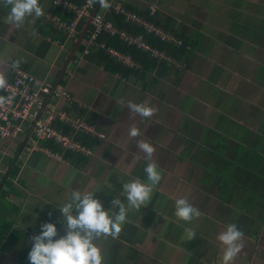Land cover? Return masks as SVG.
Instances as JSON below:
<instances>
[{
    "label": "crops",
    "instance_id": "crops-1",
    "mask_svg": "<svg viewBox=\"0 0 264 264\" xmlns=\"http://www.w3.org/2000/svg\"><path fill=\"white\" fill-rule=\"evenodd\" d=\"M53 1L40 0L44 15L14 29L3 22L10 7L0 0V61L20 60L16 69L41 81L58 79L105 137L89 141L92 155L65 154L68 162L28 152L25 136L0 137V264H30V238L45 222L56 223L57 238L66 234L57 208L71 191H97L107 210L115 197L126 203L123 182H147L144 153L127 137L133 123L154 146L162 179L147 206L128 212L118 237L96 241L104 264H223L216 237L232 223L244 233L233 264H264V0H109L136 13L154 8V24L181 43L153 36L175 48L185 40L187 55L178 58L144 40L148 49L131 45L156 58L152 69L118 50L128 60L102 54V36L90 40V26L68 60L88 18L63 40L48 21L59 12ZM104 56L125 70L107 68ZM129 100L157 111L130 119ZM120 155L140 157L130 174L117 164ZM185 196L201 212L191 223L174 215ZM187 228L196 236L182 241Z\"/></svg>",
    "mask_w": 264,
    "mask_h": 264
},
{
    "label": "clouds",
    "instance_id": "clouds-1",
    "mask_svg": "<svg viewBox=\"0 0 264 264\" xmlns=\"http://www.w3.org/2000/svg\"><path fill=\"white\" fill-rule=\"evenodd\" d=\"M89 3H98L103 9L111 7L109 0H89ZM6 7H10L6 19L3 21L9 28L19 29L24 25L27 17H32L31 23L44 15L40 0H3ZM4 67L0 69V90H5L7 85V70L19 67L20 60H11L10 63L0 61ZM13 97L0 96V103ZM130 110V119L137 115L142 119L151 118L157 109L147 100L136 103L131 100L125 105ZM127 137L135 141L136 147L144 153L147 161L144 167L146 180L135 177L123 182L121 194L125 196L126 203L119 197L111 201V208L105 209L101 200L94 194L97 191L73 190L66 197V201L57 209L60 212L66 234L58 237L56 223L45 222L40 225L39 234L33 235L32 247L28 253L30 264H104L101 248L96 241L101 238H116L122 231L130 210L140 211L147 206L152 198L153 189L162 179L158 165L153 159L154 146L143 138L140 129L133 123L127 128ZM140 159L134 156L128 161L126 155H120L117 164L123 165L130 174L135 163ZM174 215L178 220L191 223L201 216L200 210L191 204L188 198L181 197L174 202ZM118 208V212L112 209ZM196 236V231L185 229L182 241H190ZM244 233L235 223L228 224L216 239L221 242L223 264H233L235 258L243 249Z\"/></svg>",
    "mask_w": 264,
    "mask_h": 264
},
{
    "label": "built area",
    "instance_id": "built-area-1",
    "mask_svg": "<svg viewBox=\"0 0 264 264\" xmlns=\"http://www.w3.org/2000/svg\"><path fill=\"white\" fill-rule=\"evenodd\" d=\"M53 3L58 6L59 12L49 15L48 21L61 33L63 40L78 33V22L81 18H90L87 33L90 40L103 35L116 34L127 45L148 49L144 41L124 29L117 28L113 20L107 17V15L122 14L124 22L141 27L145 32L152 33L174 45L181 43L171 34L163 32L149 19L114 2H110L111 7L105 10V13L97 8L93 15L91 12L96 3H89V0H54ZM62 12L69 15L68 19L63 17ZM154 12V8L150 7L149 15H153ZM61 40L56 39L55 42L63 46L64 42ZM100 46L107 54L121 62L128 60L116 49L104 43ZM155 56L165 57L157 51ZM168 59L176 63L174 59ZM6 79V89L0 90V96L6 98L11 96L13 99H6L4 103H0V137L16 139L25 136L28 152L39 148L62 162H68V159L64 158L65 154L92 155L93 150L89 141H100L105 136L94 124L87 121L85 115L80 114L83 106L64 86L52 87L51 82L38 80L33 75L18 69ZM60 101L65 102L71 109L59 107Z\"/></svg>",
    "mask_w": 264,
    "mask_h": 264
},
{
    "label": "trees",
    "instance_id": "trees-1",
    "mask_svg": "<svg viewBox=\"0 0 264 264\" xmlns=\"http://www.w3.org/2000/svg\"><path fill=\"white\" fill-rule=\"evenodd\" d=\"M137 12L140 13L141 15H144L143 17L149 19L153 23H156L153 15H148L147 12H140V11H137ZM123 18L124 17L122 14H117V15H113L111 19L113 20L117 28L126 30L128 33L137 36V38L139 37L141 40H144L151 46H154L159 50H164L167 54H170L176 58L182 55H185V56L187 55L186 49H185L186 43L184 42L185 40H183L182 44L178 48H175L172 46V44L163 42L159 40L158 38L154 37L152 33H146L143 28L129 24L127 22H124ZM102 39L106 46L112 47L123 53L130 54L133 59L139 61V64H141V67L145 69H152L155 66L156 58L150 57L148 52L141 51L139 48L135 46H130V45L125 44L118 38V35L116 34L115 35H103ZM79 49H82V47H79ZM101 52L103 54L105 50L101 49ZM104 58L106 59L104 60L106 61L105 66L107 68H110L112 71L119 70V69L123 71L125 70L120 63L114 61V58L107 57V56H104ZM9 237L12 238L11 234L8 235V237L6 238V241L8 240Z\"/></svg>",
    "mask_w": 264,
    "mask_h": 264
},
{
    "label": "water",
    "instance_id": "water-1",
    "mask_svg": "<svg viewBox=\"0 0 264 264\" xmlns=\"http://www.w3.org/2000/svg\"><path fill=\"white\" fill-rule=\"evenodd\" d=\"M98 6H99V4L96 3V4H95V8H94L93 11L91 12V15H93V14L95 13V11L97 10ZM89 22H90V18H88V21L86 22L84 28H83V29L81 30V32L79 33V35H78V37H77V39H76L75 45H74L73 49L71 50V52H70V54H69L68 60L70 59V57H71V56L73 55V53L75 52V49H76L78 43L80 42V40L84 37V34H85V32H86V30H87V28H88V26H89ZM60 75H61V73H60ZM60 75H59V76H60ZM59 76H58V77H59ZM57 81H58V79L52 84V87H54V86L57 84Z\"/></svg>",
    "mask_w": 264,
    "mask_h": 264
},
{
    "label": "rangeland",
    "instance_id": "rangeland-1",
    "mask_svg": "<svg viewBox=\"0 0 264 264\" xmlns=\"http://www.w3.org/2000/svg\"><path fill=\"white\" fill-rule=\"evenodd\" d=\"M99 10L101 11L102 10V7L100 6Z\"/></svg>",
    "mask_w": 264,
    "mask_h": 264
}]
</instances>
